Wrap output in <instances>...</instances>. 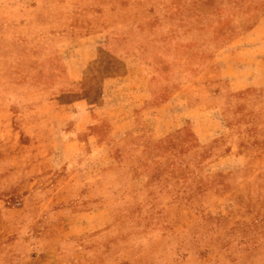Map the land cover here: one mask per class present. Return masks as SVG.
Returning <instances> with one entry per match:
<instances>
[{
    "label": "rangeland",
    "instance_id": "obj_1",
    "mask_svg": "<svg viewBox=\"0 0 264 264\" xmlns=\"http://www.w3.org/2000/svg\"><path fill=\"white\" fill-rule=\"evenodd\" d=\"M260 60L264 0H0V264H264Z\"/></svg>",
    "mask_w": 264,
    "mask_h": 264
},
{
    "label": "crops",
    "instance_id": "obj_2",
    "mask_svg": "<svg viewBox=\"0 0 264 264\" xmlns=\"http://www.w3.org/2000/svg\"><path fill=\"white\" fill-rule=\"evenodd\" d=\"M262 64V60L259 61V66L254 67V71H252L251 75H250V79L248 84H246V87L249 86H264V67H261ZM233 87H235L236 89L241 88V85L236 82L235 80L233 81Z\"/></svg>",
    "mask_w": 264,
    "mask_h": 264
}]
</instances>
